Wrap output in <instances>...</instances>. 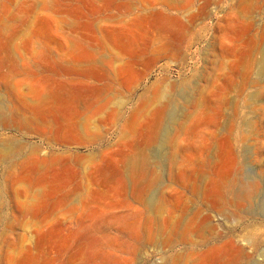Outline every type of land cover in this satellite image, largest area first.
Masks as SVG:
<instances>
[{
    "label": "rangeland",
    "instance_id": "rangeland-1",
    "mask_svg": "<svg viewBox=\"0 0 264 264\" xmlns=\"http://www.w3.org/2000/svg\"><path fill=\"white\" fill-rule=\"evenodd\" d=\"M0 264H264V0H0Z\"/></svg>",
    "mask_w": 264,
    "mask_h": 264
}]
</instances>
